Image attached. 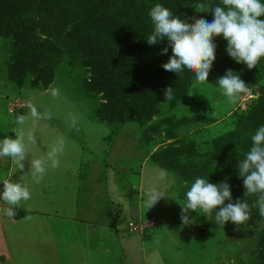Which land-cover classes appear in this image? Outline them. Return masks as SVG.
I'll list each match as a JSON object with an SVG mask.
<instances>
[{
    "label": "rangeland",
    "instance_id": "1",
    "mask_svg": "<svg viewBox=\"0 0 264 264\" xmlns=\"http://www.w3.org/2000/svg\"><path fill=\"white\" fill-rule=\"evenodd\" d=\"M198 13L195 11L196 16ZM11 48L10 42L0 38V139L15 138L13 129L19 127L16 117L28 115L29 102L40 113H50L51 119H29L24 125L37 143L28 145L23 172L16 170L10 158H0V192L2 180H19L22 175L31 192V198L15 208L30 214L11 225L4 211L8 205L0 201V257L6 256L0 264H45L51 234L56 240L54 235L62 233L61 240L69 243L78 240V235L89 239L91 232L79 225H94V221L102 229L91 235L89 245L100 237L109 241L101 249L93 246V259L98 258V264H252L257 230L244 223L236 227L235 235L225 237L223 225L216 224L214 217L192 210L193 223L184 225L176 200L182 203L188 188L171 171L165 170L166 178L158 180L157 170H164L159 162L162 156L182 147L189 137L202 145L200 152L207 155L204 144L233 130L231 114L246 112L263 92L264 75L235 102L221 94L217 73L210 71L208 82L203 84L194 78L182 79L171 100L160 95V111L151 122H125L111 141L110 130L89 119L91 109L97 108L101 99L73 93L63 74L58 73L46 91L19 88L10 81L6 63ZM54 91L58 95H52ZM208 121L211 124L207 127ZM58 138L64 141L59 166L48 167L44 179L36 183L30 162L44 155ZM154 184L165 197L146 211L145 193ZM10 235L15 236L11 241ZM74 252L81 264L80 250Z\"/></svg>",
    "mask_w": 264,
    "mask_h": 264
},
{
    "label": "trees",
    "instance_id": "2",
    "mask_svg": "<svg viewBox=\"0 0 264 264\" xmlns=\"http://www.w3.org/2000/svg\"><path fill=\"white\" fill-rule=\"evenodd\" d=\"M157 3L192 23L193 18L213 19L211 12L196 16L197 3L216 5L220 0H0V38L12 47L6 63L8 79L19 88L46 91L55 76L63 74L73 93L101 99L89 119L109 129L111 141L125 122L148 124L159 114V97L165 89L176 92L182 79L194 78L187 70L181 77L163 69L172 54L166 39L156 45L146 42L153 30L148 12ZM214 43L211 72L223 77L231 70L251 90L264 75V59L249 70L227 54L222 36L215 37ZM165 47L168 53L161 54ZM262 91L246 112L231 114L233 130L204 144L207 155L201 154L202 145L191 137L183 138L182 147L162 156L161 167L180 177L186 189L196 177L215 184L226 181L233 203L245 199L255 204L259 194L245 195L237 165L251 147V135L264 125ZM206 123L208 127L211 121ZM17 210L14 220L30 214ZM245 225L257 230L249 262L264 264V216L258 208H252ZM236 227L230 221L223 225L224 236L235 235Z\"/></svg>",
    "mask_w": 264,
    "mask_h": 264
},
{
    "label": "clouds",
    "instance_id": "3",
    "mask_svg": "<svg viewBox=\"0 0 264 264\" xmlns=\"http://www.w3.org/2000/svg\"><path fill=\"white\" fill-rule=\"evenodd\" d=\"M195 10L200 13L211 12L213 19L208 21L203 18H193L188 23L175 16L173 12L157 3L148 12L153 30L148 35L146 42L156 45L165 39L171 48V56L162 65L166 71L183 76L185 70L194 75L197 84L208 82V77L216 59V44L214 38L222 36L227 41V54L237 63L245 64L249 70L256 68L264 59V0H220L219 4L209 5L197 3ZM168 47L161 50L167 54ZM221 94L229 102H235L242 93L248 91L245 82L238 74L228 70L217 81ZM52 95H58L54 91ZM166 100H171L173 88L164 91ZM28 115L19 114L16 123L19 127L13 129L15 138L5 136L0 139V158H10L16 170L23 172L25 161L28 158V145L36 144V136L27 131L24 125L29 119H51L50 113H40L36 106L29 102ZM251 147L244 158L238 162V174L243 178L245 195L259 194L255 204L250 205L245 199L232 202L231 186L229 183H210L208 179L196 177L184 193L181 203L180 219L184 225L193 223L189 210L202 213L206 217H214L218 225H225L229 221L240 226L249 218L252 208H258L259 214L264 216V125L259 126L251 135ZM64 151V141L58 138L50 149L39 158L30 162V172L36 183L41 182L48 167L59 166V156ZM157 179L163 181L167 173L158 169ZM23 175L19 180L4 179L3 191L0 192V201L8 205L4 209L9 217L15 216V208L22 202L31 198V192ZM145 209L153 208L165 197L154 184L146 190ZM174 199V198H173ZM225 201H229L225 204ZM219 206V210H216Z\"/></svg>",
    "mask_w": 264,
    "mask_h": 264
},
{
    "label": "crops",
    "instance_id": "4",
    "mask_svg": "<svg viewBox=\"0 0 264 264\" xmlns=\"http://www.w3.org/2000/svg\"><path fill=\"white\" fill-rule=\"evenodd\" d=\"M20 220V219H18ZM18 220H14L12 217H9L7 223L8 225H11L13 222H17ZM98 222V221H97ZM82 223V222H81ZM93 224L95 225H84V224H80L79 227L80 229L82 230H88L89 232H91V234L88 235L89 239H84L82 236L78 235L79 239L74 241V242H70L69 243V240H61V237L63 236L62 233H56L54 236H55V239H53V236L51 234V237H50V240H51V249H50V254H48V256H44V263L45 264H79L77 263V258H76V255H75V252L74 250L75 249H79L80 252H81V257L83 259V262L81 264H98V258H95L93 259V246H95V248H99L101 249L103 246H107L109 244V241L108 240H104L102 239L101 240V237L98 239H94V245L93 246H90L89 245V240L93 239L91 238V235H93L94 233L95 234H98L99 231H100V228L102 229V227L96 223V221L93 222ZM87 227V228H85ZM97 227V228H96ZM115 227H112V229L114 230V233H116L117 231L115 230ZM99 229V230H97ZM120 232V231H119ZM113 233V232H112ZM131 234V233H130ZM61 236V237H60ZM11 237L12 239L15 238V236H12L10 235V241H11ZM64 237H67V236H64ZM1 240L2 242L4 241V239H2V236H1ZM64 242V244H63ZM67 245V247H66ZM109 251V250H108ZM108 251H105L107 254H108ZM90 255V256H89ZM98 255L97 253V250H96V256ZM91 258H92V261H91ZM5 260L6 259V256H3L1 255L0 257V260ZM70 260V261H68ZM42 264V263H40Z\"/></svg>",
    "mask_w": 264,
    "mask_h": 264
}]
</instances>
